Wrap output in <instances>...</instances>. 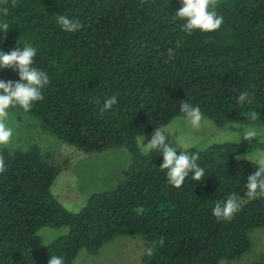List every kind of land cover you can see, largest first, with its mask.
Segmentation results:
<instances>
[{"label": "trees", "instance_id": "trees-1", "mask_svg": "<svg viewBox=\"0 0 264 264\" xmlns=\"http://www.w3.org/2000/svg\"><path fill=\"white\" fill-rule=\"evenodd\" d=\"M182 6L181 0L0 2L8 9L0 22L9 25L0 32V51L30 44L37 49L34 66L50 80L30 111L13 109L83 153L124 148L130 156L122 181L92 194L73 213L51 192L60 167L47 163L49 156L34 145L0 147L6 164L0 174V264H48L52 255L74 264L81 251L97 255L121 235H139L147 249L154 246L143 264H221L250 250L249 232L264 227V197H247V177L257 164L236 157L264 150V140L189 147L205 175L197 182L190 173L176 188L160 168L163 153L141 151L137 139L185 117L179 110L184 100L219 127L264 126V0H218L221 28L192 35L175 16ZM57 15L84 27L63 31ZM0 80L19 82V73L0 68ZM245 91L253 99L241 106L238 96ZM113 95L117 104L101 112ZM250 111L260 118L251 121ZM233 193L239 212L218 221L215 202ZM40 228L67 231L35 250L31 240Z\"/></svg>", "mask_w": 264, "mask_h": 264}, {"label": "rangeland", "instance_id": "rangeland-1", "mask_svg": "<svg viewBox=\"0 0 264 264\" xmlns=\"http://www.w3.org/2000/svg\"><path fill=\"white\" fill-rule=\"evenodd\" d=\"M9 111L8 125L14 133L13 144L9 149L25 150L34 145L44 157L49 156L47 163L60 167V173L51 186V192L68 211L79 212L92 194L113 189L122 181L124 172L130 164V156L126 149L115 148L102 153H83L43 132L35 118L15 109ZM204 117L205 120L199 128H193L185 117L174 118L168 124L174 133L171 136L166 134L165 142H171V146L177 150H183L179 145L204 150L213 144L243 140V133L248 128H255L257 131L255 138L264 140V126L227 123L219 127L208 117ZM154 132L143 135L145 145ZM141 137L137 139V144L142 151ZM151 153L162 151L153 150ZM240 157L255 162L258 158H264V150L254 148ZM66 231V228H40L32 237L33 249L44 248ZM248 235L250 250L236 260L221 264H264V227L254 229ZM146 249V243L141 236L121 235L103 245L97 255L81 251L74 264H143L142 257Z\"/></svg>", "mask_w": 264, "mask_h": 264}, {"label": "clouds", "instance_id": "clouds-1", "mask_svg": "<svg viewBox=\"0 0 264 264\" xmlns=\"http://www.w3.org/2000/svg\"><path fill=\"white\" fill-rule=\"evenodd\" d=\"M182 7L176 12L175 16L185 21L183 31L187 35H192L193 31L199 30L204 33L217 31L223 24V16L218 15L216 8L218 0H181ZM3 15L8 14V9H0ZM57 23L63 31L75 33L80 31L84 26L77 20L70 19L65 15H57ZM9 25L0 22V32L7 33ZM37 49L30 44L23 47L14 48L10 53L0 51V68H10L18 71L20 81L5 82L0 80V147L11 148L13 144V129L9 127L8 120L10 117V109L19 107L25 112L32 109L33 105L43 99L42 90L49 84V76L47 73L39 70L34 66ZM173 55L169 50V56ZM253 97L249 92H241L238 96L237 103L243 106L251 103ZM117 104V96L113 95L106 98L101 112L111 110ZM180 112L190 122L193 128H199L205 117L198 106H193L186 100L180 104ZM246 115L251 121L260 118V114L256 111H250ZM171 125L162 126L155 129L154 135L144 144V137L140 138V147L142 151L150 154L153 150H160L163 153V163L161 170H167L168 183L176 188H180L189 174H192L194 181L200 182L205 175L204 169L197 163L199 159L198 153H190L188 145H179L184 151L177 155V148L171 146V142L166 143V134L171 136L174 132L170 130ZM257 136L255 128H248L243 133V139L251 141ZM241 159L240 156L236 157ZM248 159V158H247ZM251 161V160H250ZM253 162V161H252ZM257 168L253 174L247 177L246 195L251 199L264 197V158L255 160ZM6 171L5 158L0 155V174ZM240 210V203L235 193L230 194L226 200L215 202L212 209L213 215L218 221H231ZM41 237V236H40ZM163 245V238L157 241ZM154 246L147 249V254L151 256ZM48 264H64L63 258L52 255Z\"/></svg>", "mask_w": 264, "mask_h": 264}]
</instances>
